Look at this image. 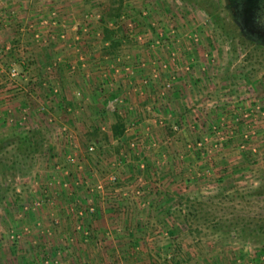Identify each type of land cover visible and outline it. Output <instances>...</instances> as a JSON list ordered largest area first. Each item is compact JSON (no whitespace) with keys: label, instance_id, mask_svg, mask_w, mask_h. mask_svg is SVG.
Listing matches in <instances>:
<instances>
[{"label":"rangeland","instance_id":"374dc122","mask_svg":"<svg viewBox=\"0 0 264 264\" xmlns=\"http://www.w3.org/2000/svg\"><path fill=\"white\" fill-rule=\"evenodd\" d=\"M86 59L100 85L105 64L148 68L136 92L171 102L123 109L90 79L83 103ZM102 209L119 226L96 233ZM75 240L264 264V0H0V264H69Z\"/></svg>","mask_w":264,"mask_h":264},{"label":"crops","instance_id":"0c3cea01","mask_svg":"<svg viewBox=\"0 0 264 264\" xmlns=\"http://www.w3.org/2000/svg\"><path fill=\"white\" fill-rule=\"evenodd\" d=\"M132 53H135L137 56H139V54H140V53H137L135 51H133ZM126 58H127V56H126ZM98 63L99 64H96V63L93 64L92 62H89L88 59H86V64H87L86 67L87 68H85V72L87 73V77L85 80H87L88 83L90 82V79L93 81H96L97 82L96 85L99 86L100 81H103V79L98 78L97 75L99 73H98V71L96 72L97 74L94 73V70H96L97 68L99 69L101 67L100 66L101 64L107 63V62L101 61ZM105 66H108L107 67L108 79L104 80V84L100 85V86L106 87V89L108 91H110V92H108L110 94L112 93L111 91H113L115 89L114 94L117 93L116 96L117 95L119 96L120 95L119 93H121V90H122L124 92V93H122L123 99L126 100L125 103L121 104L123 109H125L127 106H129L130 103L131 104H138L141 102V105L143 104L144 107L147 106L148 108H149V106L152 105V102H155V105H158V106L161 105V103H164V104L168 103L167 102L168 99L164 98V100H163V98L160 95V94H164L163 93L164 89H163V87L160 88L162 83H158L159 81H157V80L153 81V83L151 85H149L145 88L144 95L138 94L136 92V88L134 86L137 85V81L139 80V78L145 74H149L150 76L152 75L151 70H148V68L141 70V69H132L133 67H125V69H124V66L123 67H121V66L113 67V64H111V63H109L108 65L105 64ZM126 68L128 70H126ZM94 75H95V77H93ZM107 82L109 84H106ZM88 83L82 85V87L85 88L84 89V91H85L84 96L86 97L85 99L83 98L82 102L90 104V103L95 101V102L99 103L100 96H98V95H97L96 99L93 101H92L93 96L91 95V99L89 100L88 93L91 94L90 87H92V83H89V84ZM118 86H121L120 92L117 91V89H116V88H118ZM165 92H166L167 96L170 95L168 90H166ZM182 101L183 100L177 98L175 102L174 101H172V102L178 108L179 103L181 104ZM170 102L171 101L169 100V103ZM168 108L169 107H167L165 109L168 110ZM157 111H158V108H155L154 114H159ZM162 114H164L165 117L163 115L161 118L166 119V113L162 112ZM161 118L156 119L157 122L161 121L162 120ZM146 122H148V124H149V126H148L150 128V129H148L149 131H162V129L160 128L159 122L157 124L156 121L152 120V119H147ZM145 125H146V123L143 125L140 123L137 126L140 129L139 131H142L145 128ZM136 131H138V130H136ZM74 200H75V198L72 197V201H74ZM136 211H137V213L133 214L132 222L129 219V222H126V224L124 226L129 227V226L136 223L137 218H134V217H136L138 215L139 210H136ZM60 212H62V211H60ZM54 216L56 218H57V216H59V217L63 216L64 218H66L68 215H67V213H63V214L62 213H55ZM116 216H117V214L115 213L114 210H111V209L110 210H103V209L100 210L99 216L94 221L90 222L91 230L94 229L93 231H95L96 233H99V232L105 231L106 228L109 229V228H112L115 226H119L118 221L116 219ZM129 216H131V214ZM126 245H128V246L120 245V243L117 242L116 240L115 241H113V240L106 241V242H103V244L101 241H99L98 243H96V242L88 243V241L83 242V241H76L75 240L74 242H71L70 250H69L71 256L69 257V260L67 261V263H69V264H151V263H149V261H145V260L141 261L140 259L129 254V253H131V251L129 249L133 250L134 248H137L136 244L133 246H130L131 243L129 242V240H126ZM89 248L93 249L94 252L89 254V252H90ZM124 248H126L127 252H126V250L123 251Z\"/></svg>","mask_w":264,"mask_h":264},{"label":"trees","instance_id":"16d2710c","mask_svg":"<svg viewBox=\"0 0 264 264\" xmlns=\"http://www.w3.org/2000/svg\"><path fill=\"white\" fill-rule=\"evenodd\" d=\"M106 31H109L108 29H104ZM108 33V32H107ZM122 128L123 124L120 118L116 119V122L113 125L112 131L115 137H119L122 134Z\"/></svg>","mask_w":264,"mask_h":264},{"label":"built area","instance_id":"2783aa9c","mask_svg":"<svg viewBox=\"0 0 264 264\" xmlns=\"http://www.w3.org/2000/svg\"><path fill=\"white\" fill-rule=\"evenodd\" d=\"M185 56V55H184ZM183 56V57H184ZM166 65L164 64V67H165ZM144 82H146V81H144ZM94 150V147L93 146H91V147H89V151H93ZM79 214H82V211H79L78 212Z\"/></svg>","mask_w":264,"mask_h":264}]
</instances>
